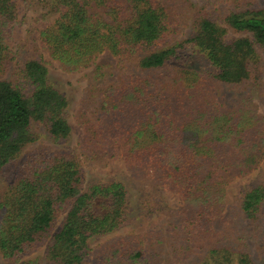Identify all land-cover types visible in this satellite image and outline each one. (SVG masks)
<instances>
[{
    "label": "trees",
    "instance_id": "trees-1",
    "mask_svg": "<svg viewBox=\"0 0 264 264\" xmlns=\"http://www.w3.org/2000/svg\"><path fill=\"white\" fill-rule=\"evenodd\" d=\"M223 1L220 12L192 4L191 33L174 40L181 21L159 0H38L63 8L39 36L63 68H89L105 51L125 65H116V82L89 90L71 147L70 102L46 62L18 61L5 76L18 0H0V184L11 174L0 189V263L264 264L239 240L244 220L258 226L264 217V180L241 190L223 227L213 226L229 181L264 158V113L251 97L263 85L264 4ZM107 68L96 65L94 80L113 74ZM223 86L240 91L236 102L219 100ZM42 137L49 144L34 146ZM75 149L89 161L121 157L130 175L84 180ZM153 190L183 205L168 207ZM156 213L165 224L123 232Z\"/></svg>",
    "mask_w": 264,
    "mask_h": 264
},
{
    "label": "rangeland",
    "instance_id": "rangeland-1",
    "mask_svg": "<svg viewBox=\"0 0 264 264\" xmlns=\"http://www.w3.org/2000/svg\"><path fill=\"white\" fill-rule=\"evenodd\" d=\"M164 5H167L171 8L172 13L177 16L181 21L180 31L174 40H182L187 39V37L191 33V24H190V15L192 9L194 8L192 4L197 6H205L206 9H216L218 12L221 11V5L223 0H159ZM255 4H264V0H253ZM30 2V3H29ZM63 10L60 7V10H57L49 3H39L38 0H18V12H17V24L13 29L12 36L8 38V43L12 47L16 58L12 60L8 67L7 73L5 76H8L12 73L16 63L18 61H25L32 57H37L41 60L46 62V65L49 68L50 78L56 87L61 90L69 99L70 102V113H69V121L72 126V139L67 144L71 147H78L77 142L81 138L83 134V127L78 120V113L81 108L84 107V99H86L87 94L91 91L95 92L96 89H100L101 87L104 89L108 84L112 82H116L118 77L116 76L119 70L116 69V65L118 64L124 67V63H119V60L116 56L112 55L110 52L105 51L99 54L95 58V63L89 68H81L78 70H66L62 67L60 62L56 59H53L50 54L40 46V31L46 25L53 22L59 15V13ZM191 11V12H190ZM230 37L238 36L239 34L234 33L232 31L228 34ZM262 61L264 66V52H261ZM133 62V61H132ZM106 65L110 68H107L105 72H112L113 74H109L108 78H102L98 80H94L91 75V72L94 70L96 65ZM115 68V70H113ZM158 78L162 79L165 76L162 72H158ZM263 85L261 88H254L255 93L251 95L253 105L256 108L264 113V68H263V75H262ZM90 90V91H89ZM92 92V93H93ZM240 93L239 90H232L228 87H222L220 91V101L224 104L227 102H236L235 94ZM103 96V94H102ZM102 96H97L96 99L98 102H101ZM99 107L98 103H93L88 107H85L83 111L87 115H91V111L95 108ZM39 133L42 136H45V129L43 127L38 128ZM40 144H49L47 138L42 137L40 138L34 146ZM32 146V145H31ZM33 148V147H32ZM75 153L79 162L81 164V170L83 173L84 180H90L92 176L96 175H107V176H115L119 173H126L128 176L130 175L127 172L124 160L119 157L117 159L105 161V162H96V161H89L84 158L81 154ZM78 151V150H77ZM15 167L12 166V169ZM9 171V170H8ZM11 174L7 175L4 178L2 183L0 184V189L4 188L7 182L10 180L8 178ZM96 178V176H95ZM264 180V158L261 160L260 164L249 174L245 176H235L232 178L227 187H226V195H227V203L226 207L224 208L222 214L217 216L214 219L213 226L217 230L223 227L224 221L230 217V213L234 209L236 205V197L240 193L241 190L246 189L251 184H254L257 181ZM132 181V180H131ZM133 182V181H132ZM131 191V199L135 200V198L139 197V193L135 191L137 186L132 184L130 187ZM154 193H160L162 198V202L171 208H179L183 205L181 197L173 193L169 190H153ZM64 214H60L58 219L56 220L55 229H57L63 219ZM167 214L156 213L152 215L151 218H147L145 221L141 219L133 220L132 224H127L125 229L123 230L124 233L131 230V232H144L148 228H152L154 225L159 223H164L167 220ZM248 225V226H245ZM243 232L244 236L239 239L242 243H245L251 253L252 258L258 262H264V217L259 221L258 226L250 224L247 220L242 222L240 227ZM108 236L105 237H97L94 242L102 243L107 239ZM107 241V240H106ZM43 245L39 246L35 251L31 252L28 256H36L42 254L43 252ZM92 260V257H91ZM5 264V263H0ZM88 264H94L92 261Z\"/></svg>",
    "mask_w": 264,
    "mask_h": 264
}]
</instances>
